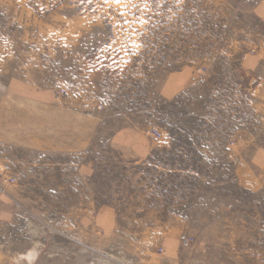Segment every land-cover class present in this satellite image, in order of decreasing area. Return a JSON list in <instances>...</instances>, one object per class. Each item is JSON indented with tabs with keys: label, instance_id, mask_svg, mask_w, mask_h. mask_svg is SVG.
<instances>
[{
	"label": "rangeland",
	"instance_id": "374dc122",
	"mask_svg": "<svg viewBox=\"0 0 264 264\" xmlns=\"http://www.w3.org/2000/svg\"><path fill=\"white\" fill-rule=\"evenodd\" d=\"M101 258L264 264V0H0V264Z\"/></svg>",
	"mask_w": 264,
	"mask_h": 264
},
{
	"label": "crops",
	"instance_id": "0c3cea01",
	"mask_svg": "<svg viewBox=\"0 0 264 264\" xmlns=\"http://www.w3.org/2000/svg\"><path fill=\"white\" fill-rule=\"evenodd\" d=\"M238 164H239V163H238ZM96 249H99V248H96ZM101 260H102V262H103L104 264H105L106 261H107V260H105L104 258H101ZM125 261H127V260L125 259ZM102 262H101V263H102ZM107 262L109 263V261H107ZM103 263H102V264H103Z\"/></svg>",
	"mask_w": 264,
	"mask_h": 264
},
{
	"label": "built area",
	"instance_id": "2783aa9c",
	"mask_svg": "<svg viewBox=\"0 0 264 264\" xmlns=\"http://www.w3.org/2000/svg\"><path fill=\"white\" fill-rule=\"evenodd\" d=\"M154 135L159 136L160 135L159 131H155Z\"/></svg>",
	"mask_w": 264,
	"mask_h": 264
}]
</instances>
